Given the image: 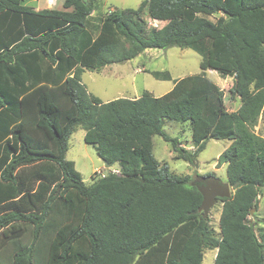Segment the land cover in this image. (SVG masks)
<instances>
[{"label": "trees", "instance_id": "1", "mask_svg": "<svg viewBox=\"0 0 264 264\" xmlns=\"http://www.w3.org/2000/svg\"><path fill=\"white\" fill-rule=\"evenodd\" d=\"M100 5L37 11L0 0V264H204L208 250L214 264H264L252 213L264 191V138L254 132L264 113V0H144L96 18ZM146 13L166 24L146 27ZM173 47L195 51L202 72L160 97L103 103L82 82L85 70ZM213 66L234 76L237 110L207 76ZM166 122L189 123L195 150ZM78 127L108 167L89 185L67 159ZM155 136L190 164L208 140L230 142L218 164L234 193L218 200L219 232L199 210L195 180L155 158Z\"/></svg>", "mask_w": 264, "mask_h": 264}, {"label": "rangeland", "instance_id": "2", "mask_svg": "<svg viewBox=\"0 0 264 264\" xmlns=\"http://www.w3.org/2000/svg\"><path fill=\"white\" fill-rule=\"evenodd\" d=\"M55 3L48 4L47 0H26V4L34 9H45L51 5L52 9L62 10L65 0H54ZM144 0H101L99 10L94 11L93 16L102 17L114 9H136ZM215 21L216 17H211ZM143 20V19H142ZM146 27H163L166 22L151 20L148 13L144 16ZM201 57L192 49H181L173 47L167 50L147 49L137 58L122 64L106 66L99 71L85 70L82 74V82L88 92L99 98L103 103L119 98L140 97L144 91H148L155 97H160L169 92L174 86V80L191 75L200 74ZM151 71H168L171 81H161L153 77ZM228 73V68L213 66L206 71L207 76L220 86L224 91L225 103L230 111H235L240 106V99H231L230 89L234 85L235 78ZM164 130L172 137L181 141L182 147L195 150L191 139V128L189 123L166 122ZM254 132L264 138V113L258 119ZM85 131L78 127L70 138L67 159L74 162L76 169L81 173L83 181L89 185L92 176L102 177L107 173L104 162L98 157L96 148L84 141ZM229 141L208 140L206 147L200 152L197 162L190 164L183 160H176L171 145L163 138L155 136L153 139V153L155 158L162 164H167L171 172L177 175L189 176L192 181L198 178H210L214 176L223 183H227V167L225 164H218V158L223 151L229 147ZM232 193L234 190L232 188ZM222 204H217L209 212L210 223L219 232V217ZM256 232L260 235L263 230L264 220V191L259 196L258 210L255 211ZM215 250H208L205 253L204 264H214Z\"/></svg>", "mask_w": 264, "mask_h": 264}, {"label": "water", "instance_id": "3", "mask_svg": "<svg viewBox=\"0 0 264 264\" xmlns=\"http://www.w3.org/2000/svg\"><path fill=\"white\" fill-rule=\"evenodd\" d=\"M84 2L88 4V0H84ZM203 179L207 182L206 186H198L196 182L192 183V185L196 186L202 194L203 202L199 210L205 217H208L209 212L217 204L218 199L230 198L232 196V187L229 183H223L214 176ZM254 212L255 210L252 211V213Z\"/></svg>", "mask_w": 264, "mask_h": 264}, {"label": "flooded vegetation", "instance_id": "4", "mask_svg": "<svg viewBox=\"0 0 264 264\" xmlns=\"http://www.w3.org/2000/svg\"><path fill=\"white\" fill-rule=\"evenodd\" d=\"M195 182H196V184L198 185V186H206L207 185V182L206 181H204V179L203 178H196L195 179ZM219 200V199H218Z\"/></svg>", "mask_w": 264, "mask_h": 264}, {"label": "crops", "instance_id": "5", "mask_svg": "<svg viewBox=\"0 0 264 264\" xmlns=\"http://www.w3.org/2000/svg\"><path fill=\"white\" fill-rule=\"evenodd\" d=\"M45 9H52V7H51V5H47L46 7H45ZM35 10H37V11H39V10H42V9H35ZM108 167L105 165V167H103L102 169H107ZM112 168H117V167H112Z\"/></svg>", "mask_w": 264, "mask_h": 264}, {"label": "built area", "instance_id": "6", "mask_svg": "<svg viewBox=\"0 0 264 264\" xmlns=\"http://www.w3.org/2000/svg\"><path fill=\"white\" fill-rule=\"evenodd\" d=\"M47 2H48L49 4H52V5L55 3L54 0H47ZM114 172L118 173V171H116V170H114Z\"/></svg>", "mask_w": 264, "mask_h": 264}, {"label": "clouds", "instance_id": "7", "mask_svg": "<svg viewBox=\"0 0 264 264\" xmlns=\"http://www.w3.org/2000/svg\"><path fill=\"white\" fill-rule=\"evenodd\" d=\"M48 3V2H47ZM49 4V3H48ZM108 169V168H107Z\"/></svg>", "mask_w": 264, "mask_h": 264}]
</instances>
